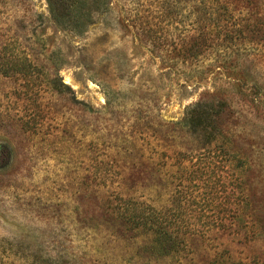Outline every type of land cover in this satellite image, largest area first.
I'll return each mask as SVG.
<instances>
[{"label":"rangeland","instance_id":"1","mask_svg":"<svg viewBox=\"0 0 264 264\" xmlns=\"http://www.w3.org/2000/svg\"><path fill=\"white\" fill-rule=\"evenodd\" d=\"M251 1L256 8L247 10L226 0L237 19L264 10V0ZM210 4L220 12L225 6L110 0L74 31L52 19L47 0H0V54L27 57L21 75H0V264H264V237L217 230L185 235L181 252L161 258L146 248L147 234L114 214L129 203L168 206L184 189L174 188L185 143L174 124L206 93L242 117L234 140L251 139L249 156H260L264 42L233 43L238 59L225 63L230 44L221 42L218 27L206 30ZM142 30L163 53L140 40ZM194 30L210 32L211 47L192 63L172 59L173 49L191 44ZM240 76L244 88L234 86ZM257 179L256 197L264 192ZM220 208L214 211L222 215ZM196 213L181 220L217 218L202 203Z\"/></svg>","mask_w":264,"mask_h":264},{"label":"trees","instance_id":"2","mask_svg":"<svg viewBox=\"0 0 264 264\" xmlns=\"http://www.w3.org/2000/svg\"><path fill=\"white\" fill-rule=\"evenodd\" d=\"M240 1L245 3L247 10L256 8L251 0ZM222 2L225 4L221 5L223 11L220 12V8L210 4L203 15L207 23L206 30L218 27L216 30L222 31L221 42L225 45L230 44L224 48L223 60L226 63L229 59L230 61L238 59L230 48L231 45H235L233 43L239 41L238 45H241L242 42H250L254 37L255 41L264 42V10L257 13L256 18L244 15L237 19L238 16L232 14L226 0ZM47 3L51 17L57 24L74 31H82L91 24L92 15L103 11L110 4V0H47ZM37 18L40 19L39 16ZM229 26H236L235 30H224ZM150 33H152L150 30H142L136 34L142 42L150 44L152 51L163 53L164 49L156 44V38ZM193 33L190 37L192 42L188 47L180 46L179 49H173L172 59L180 57L183 62L192 63L211 47L213 39L209 37L210 32L206 33L205 37L196 30ZM1 54L0 75L10 77L23 73V63L27 57L17 53ZM24 74L27 75L26 71ZM241 78L240 76L237 79L234 86L238 88L246 86L244 81H238ZM60 87L70 91L62 82ZM241 119L242 117L234 112L222 97L215 93H206L185 109L181 122L174 124L177 133L185 136L184 148L178 152V155L184 157L182 159L184 161L179 163L178 182L174 188L184 189L177 195L170 196L169 205L165 207L129 203L118 212H114L129 229L138 230L150 237L146 245L148 251L161 258L179 253L185 248V235L210 230L232 231L251 239L264 237V192H260L256 197L252 189L253 185L258 183L257 177L264 184V156L261 157L264 147L260 145L256 147L260 156L254 160L252 155L248 154L251 153L250 147L254 145L251 139L244 143L245 146L234 140ZM189 161L191 165L186 167L184 163ZM219 195H222L220 206L216 203ZM262 202L263 206H259ZM195 203L205 204L206 209L216 213L217 218L206 219L202 224L183 223L181 220L183 213L197 214ZM218 207H221L222 215L214 211ZM210 264L220 263L214 261Z\"/></svg>","mask_w":264,"mask_h":264}]
</instances>
